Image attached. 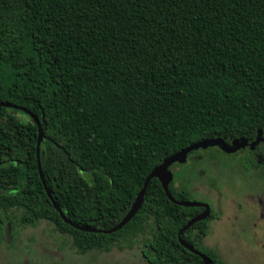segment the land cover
<instances>
[{"label":"trees","instance_id":"obj_1","mask_svg":"<svg viewBox=\"0 0 264 264\" xmlns=\"http://www.w3.org/2000/svg\"><path fill=\"white\" fill-rule=\"evenodd\" d=\"M0 103L38 118L46 185L67 219L110 229L164 158L264 132V0H0ZM38 134L29 115L0 106V221L11 233L48 221L80 254L144 237L148 264H203L178 240L200 209L170 202L155 178L115 233L64 223L38 173ZM187 168L169 185L179 201ZM196 229L183 241L224 264Z\"/></svg>","mask_w":264,"mask_h":264},{"label":"rangeland","instance_id":"obj_2","mask_svg":"<svg viewBox=\"0 0 264 264\" xmlns=\"http://www.w3.org/2000/svg\"><path fill=\"white\" fill-rule=\"evenodd\" d=\"M210 154L216 153L214 150H200L198 154L188 156L184 165L197 159L199 162L193 163L197 166L192 165L196 171L202 167L207 178L209 162H219L211 160ZM184 165L174 164L170 170L173 173ZM205 178L197 177L191 184L192 196L210 201L216 217L209 223L203 246L214 250L224 264H264V221L258 224L260 229L244 230L254 220L248 219L245 211L237 209L241 197H216L208 190ZM176 182L173 180L172 183L176 185ZM0 234V264H148L142 256L144 237H138L131 249L113 247L109 252L92 250L80 254L72 247L71 237L60 233L48 221H40L36 226H17L7 244L4 227ZM149 236L148 233L146 237Z\"/></svg>","mask_w":264,"mask_h":264},{"label":"flooded vegetation","instance_id":"obj_3","mask_svg":"<svg viewBox=\"0 0 264 264\" xmlns=\"http://www.w3.org/2000/svg\"><path fill=\"white\" fill-rule=\"evenodd\" d=\"M258 131L256 132L254 139H248L249 143L258 137ZM261 137L264 138L263 131ZM226 142L228 144L231 143V141ZM200 150L194 151L193 154H198ZM205 150H214L216 154H210V159L219 161L209 162L208 169H210H207L209 176L207 178L204 177L205 171L202 169V167H199L197 171L195 170L194 166L196 167L197 164L193 163L199 162L196 159L195 161L188 164L187 169L182 171V181L183 183L187 184L189 188L190 195L188 202L207 204L210 209V214L206 220L198 221L190 226L186 231H184L187 232L185 236L188 237L189 234L198 231L197 229L191 230V227L196 225L200 228H206L208 231L210 221L216 218L210 201L201 200L192 196L191 184L194 179H197V177L205 178L208 190L213 195L215 194L216 197H241V200L237 203V209L239 211H245L244 214H246L247 218H253L252 220H254V223L251 226L245 227L243 229H249V231H254L255 228L260 229L258 224L264 221V141H261L259 144H257L253 150L250 149L249 146L239 149L233 153H225L218 147H212ZM193 154L190 153L189 155L191 156ZM178 170H180V168ZM177 185L178 182H176L175 186ZM189 185H191V187ZM198 208L200 210L195 215V217L204 211V207ZM1 225L4 227L5 233L4 223Z\"/></svg>","mask_w":264,"mask_h":264},{"label":"water","instance_id":"obj_4","mask_svg":"<svg viewBox=\"0 0 264 264\" xmlns=\"http://www.w3.org/2000/svg\"><path fill=\"white\" fill-rule=\"evenodd\" d=\"M0 106H5L8 108H14V109H18V110H22L24 113H26L27 115H29L35 122V124L38 127V140H37V146H36V157H37V169H38V173L42 182V185L44 187V190L46 192V195L48 197V199L50 200V202L52 203L54 209L58 212V214L60 215L61 219L63 220L64 223L70 225L71 227L75 228L78 231H82V232H91V233H104V234H112L115 233L116 231L120 230L124 225H126L131 218L137 213V211L141 208L143 202H144V197L146 194V189L147 186L149 184V182L155 178L157 179L160 184L161 187L166 195V197L168 198V200L170 202H172L173 204H176L178 206H182V207H204V211L198 215L197 217L191 219L185 226H183L179 232V243L185 247L187 250H189L190 252L198 255L201 257L203 264H211V259L209 257H207L205 254L200 253L199 251L195 250L191 245L185 243L183 241V239L181 238V234L186 231L190 226H192L194 223L201 221V220H206L210 214V209L209 206L207 204H203V203H196V202H184V201H178L176 200L174 197H172L170 191H169V185L170 183H172L173 181V173L170 170L171 166H173L174 164H184L187 160V156L197 150H205L208 148H212V147H218L220 150H222L225 153H233L236 152L239 149L245 148L246 146H249L250 149H254L256 147L257 144H259L261 141H264V138L261 137L262 134V130L258 131V137L253 140L252 142L249 143V140L246 138H236L233 139L231 141L230 144H228L226 142V140L222 139V138H212V139H203L201 141H198L196 143H193L189 146H187L186 148L176 152L175 154L166 157L163 159V161L155 166L151 172L149 173V175L146 177L142 188L140 189V191L138 192L137 196L135 197V200L133 201L129 211L126 213V215L122 218V220L115 225L114 227L110 228V229H106V230H101L98 228H94L91 226H81V225H77L72 223L70 220L67 219V217L65 216V214L62 212V210L60 209V207L56 204L49 188L46 185V181L44 178V174L42 171V167H41V162H40V144L43 140V134H42V130H41V126L39 123L38 118L33 115L31 112H29L26 109L11 105V104H6V103H0ZM1 222V221H0ZM2 223V222H1ZM12 238L11 235V225L10 223H6L5 226V243H9L10 240Z\"/></svg>","mask_w":264,"mask_h":264}]
</instances>
